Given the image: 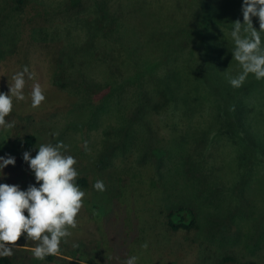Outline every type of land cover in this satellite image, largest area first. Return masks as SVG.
<instances>
[{"label": "rangeland", "instance_id": "1", "mask_svg": "<svg viewBox=\"0 0 264 264\" xmlns=\"http://www.w3.org/2000/svg\"><path fill=\"white\" fill-rule=\"evenodd\" d=\"M31 2L23 6L0 0V92L8 93L13 75L25 67L33 74L32 79L25 76L26 99L13 100L8 120L15 126L0 130L2 155L16 158L14 166L3 170L0 183L21 189L37 183L23 153L34 157L39 145L59 142L66 146L61 149L64 155L75 157L78 174L91 182L77 227L69 229L72 235L61 242L50 264H124L130 256L138 257L137 264H170L165 254L171 234L159 214L169 196L174 197L172 206L188 202L199 214L200 229L189 232L197 244L177 264H222L227 255L240 264H264V149L249 147L244 140L249 134L264 140V79H251V84L246 79L239 88L229 83L242 71L233 58L230 33L234 21L243 22V0H223L222 14L231 22L221 25L216 40L196 26L193 14H185L182 0H175V13L171 3L162 0ZM132 5L134 10L128 12ZM103 6L119 12L120 19L110 23L119 29L126 51L118 44L116 50L110 47L95 56L88 46L99 29L95 14ZM252 22L259 30L258 17ZM165 23L172 27L164 30ZM100 42L95 44L100 47ZM212 45L220 53L218 60L208 56ZM109 53L113 59L105 60ZM126 56L134 61L124 63ZM221 60L227 63L225 71H220ZM122 65L135 66L122 73ZM36 84L46 99L32 108L30 94ZM168 84L176 90L172 102L162 95ZM246 86L243 93L255 89L254 110L239 118L228 93ZM57 98L61 102L48 104ZM158 99L166 102L155 110ZM250 103L244 96L241 111ZM28 132L36 136L31 150L23 145ZM151 138L165 145L159 159L149 152ZM131 162L143 171V180L156 169L160 176L144 185L129 183L125 197L119 194L122 166ZM97 180L104 182L105 191L93 187ZM88 197L98 204L93 211L86 208ZM185 234L176 236L182 239ZM203 240L213 246L206 247ZM15 243L14 264L42 263L31 251L38 241L22 233Z\"/></svg>", "mask_w": 264, "mask_h": 264}, {"label": "clouds", "instance_id": "2", "mask_svg": "<svg viewBox=\"0 0 264 264\" xmlns=\"http://www.w3.org/2000/svg\"><path fill=\"white\" fill-rule=\"evenodd\" d=\"M242 13L243 22L234 21L230 33L234 43L233 58L242 69L237 76L229 78L234 88L241 87L249 74L256 80L264 79V41L261 37L264 33V0H243ZM253 17L259 19V30L253 26ZM26 75L33 78L27 67L13 75L8 93L0 92V130L15 126L6 117L13 109L14 99H26L23 91ZM30 95L32 108L39 107L46 99L39 84L33 86ZM62 148H66L62 142L41 144L34 157L28 151L23 153V160L37 183L26 189H21L18 184L0 183V257L13 255V246L23 233L25 239L38 241L31 251L34 259L43 261L58 254L61 242L66 243L72 235L69 229L77 227L85 192L76 183L75 157L64 155ZM15 163L14 156L0 155V177L5 175L6 166ZM93 187L98 191L106 190L102 180H97ZM73 247L78 244L74 243ZM143 247L147 248V243ZM137 260V256H130L124 264H137Z\"/></svg>", "mask_w": 264, "mask_h": 264}, {"label": "trees", "instance_id": "3", "mask_svg": "<svg viewBox=\"0 0 264 264\" xmlns=\"http://www.w3.org/2000/svg\"><path fill=\"white\" fill-rule=\"evenodd\" d=\"M72 1H74L75 5H80V4L85 3V0H72ZM162 1L165 2L167 6H168V3H171L170 4L171 7L170 8L168 7V8L171 11H173V13L176 12L175 0H162ZM16 2L18 5H23V6H31V3H32L31 0H16ZM182 2H183L182 8H183V11L185 12V14H187V13L193 14L195 16L194 21H195L196 26L200 24V26L207 32V34L214 37L215 40L217 39V35H219V32H221L220 30H221L222 26L228 27V24L231 22V18L229 15L222 14L221 6H222L223 0H217V1L216 0H182ZM134 7L135 6L132 5L130 7V9H127L128 8L127 7L126 10L129 12L131 10H134ZM33 8H36V7L33 6ZM86 8H84V9H86ZM95 15H97L96 20L99 24V29L98 30L96 29L95 33L93 32L94 35H93L92 40L89 42L90 45L87 44V46L89 45L88 48H90L91 52L95 56H98L97 54H99V53L103 56L105 54L106 49L113 48L114 50H116V47H117L116 45H118V44H121V47L124 48L126 51L125 43H124L125 40L121 37V35H119V29L117 27L113 26L114 25L113 21L110 23V21L112 19H116V18L120 19L119 12H117V11L114 12V10L110 9L109 7L103 6L102 10H99L97 12V14H95ZM217 16H225L226 18L230 19V21L229 22L225 21V23H223L224 20H222V18H220V19L216 18ZM128 22H129V20L127 21V24H128ZM166 27L168 29H170L172 27V25L165 23L163 25L164 30H166ZM261 35L264 36V33H261ZM138 39H139V35H138ZM97 40L102 41V42H100L101 43L100 47L97 44H95L97 42ZM109 43H114V44L110 45ZM213 43H214V41H213ZM207 53L208 54L210 53L208 56H211L212 61L218 60V57L220 55V53L216 54L217 49H216L215 45L209 46L207 49ZM205 57H207V56H205ZM104 58H105V60L113 59V54L112 53L106 54ZM122 60L124 63L125 62L131 63L132 61H134V58H133V56L132 57L126 56ZM220 63L222 65V69L220 71H223V70L225 71V67H226L227 63L223 62L222 60L220 61ZM211 65L216 66V64L214 62H212ZM123 66L124 65H122V73H126V72H130L133 69V66H135V65H133L131 68H124ZM114 67L112 68L113 72H115ZM201 69H206V67L203 65L201 67ZM208 69H213V68L212 67L208 68V66H207V70ZM171 70H174V69H171ZM198 71L199 70H197L196 72H198ZM247 79L251 80V79H255V77L252 74H249ZM253 81L254 80H251L250 84ZM248 86H246L243 89V91L238 89V90H235L232 93H230V95L228 93V96L233 99V102L236 103V106L239 109V118H241L243 115L251 113L254 110V101H252V100L256 99V96L254 93L255 89L251 88V90H249V92L243 93ZM168 88H169V90H164L165 93H163L162 95L166 96L167 102H172L175 99L174 94L176 93V90L170 89L169 84H168ZM244 96L247 97V100L249 101V103H250V101H252V102L250 103V105L248 104L249 106H248L247 111L242 112L241 108L239 107V103L241 102V100ZM60 97H61V99H64V97H62L61 95H60ZM152 101H153V99L152 100L150 99V103ZM47 102L49 104L50 102L56 103V102H61V101L59 100V98H57V99H48ZM165 102L158 99L155 101V106L152 108L155 110H160L164 106ZM147 111H146V113H147ZM161 112H164V110L154 112V113H157V114L160 113L161 114ZM12 113L13 112L11 111V113L6 117V120H8V118L12 115ZM144 117L147 119V115ZM244 126H246V125H239L240 128H243ZM230 138L233 139V137H230ZM149 140H150L149 141L150 143H153L149 146V152H151V155H153L159 159V157L163 156L164 153H166V151L164 152L165 145L160 143L158 138L156 140H154L153 138H151ZM244 140L249 147H253V148H257V149L258 148L264 149V140L259 141L258 138L253 134H249L248 137L244 136ZM35 142H36L35 134L28 132V133H25L23 135V145L27 150H31L34 147ZM157 142L160 144H157ZM129 143L130 142H127L126 144H129ZM131 146L137 147V144L136 145L131 144ZM2 150H3V144L0 142V155H2ZM132 161H133V159H132ZM122 168L124 169L123 170L124 176L121 178V185H120V189H119V194H121L125 197H129L127 195V192H126L128 190L129 183L132 184V182L138 181V182H141L142 185H144L148 182L156 180L155 178H157V180H158V178L160 176L158 173L159 171L156 169V172H155V170L152 171L153 173H152V175H150L149 179L143 180V178H142L143 171L140 172L141 170L138 169L136 166H134V163H132V162H131V164L123 165ZM139 175L141 177H138ZM140 178H142V180ZM76 183L79 185L80 189L83 190L85 193L89 192V190L91 188V182L89 181V178L87 176L78 174V176L76 178ZM154 183L155 182H153L152 185ZM173 199H174V197H173ZM173 199L171 196L166 198V202L164 204V207L160 209L159 214L163 218V221L167 227V230L171 234V237L169 239L168 250L166 251L167 256L165 254V258L168 260H166L165 262H169L170 264H174V263L177 264L178 262H180L182 260V258L185 256V254L187 252H189L193 248H195L197 242L193 236L189 235V232H191L193 230H199L200 224H199V220H198L199 214H198V212H197V210L193 204L188 203V202H183V203L172 206V204H170L169 202H173L174 201ZM183 199H185V198H183ZM85 205H86V208L89 207L90 210L93 211V208H95L96 205H98V204L94 203L92 199L90 201V199L88 197V198H85ZM180 231H184L185 233H187V235L185 234V236L182 237V239H178V237L176 236V234L179 233ZM201 243L205 244L206 247L213 246L212 243H210V242L208 243L207 241H204V240L201 241ZM206 257H207V255H206ZM54 260H56V255L48 256L42 261L41 264H50ZM206 260H208V259L206 258ZM221 263L222 264H240L238 261V258L235 256H232V255H227V256L223 257ZM0 264H14V261H13L11 256L0 257ZM74 264H76V263H74Z\"/></svg>", "mask_w": 264, "mask_h": 264}]
</instances>
